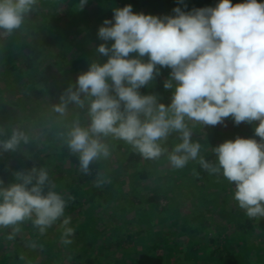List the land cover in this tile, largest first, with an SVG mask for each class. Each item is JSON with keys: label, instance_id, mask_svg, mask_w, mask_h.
Returning <instances> with one entry per match:
<instances>
[{"label": "clouds", "instance_id": "9594fccd", "mask_svg": "<svg viewBox=\"0 0 264 264\" xmlns=\"http://www.w3.org/2000/svg\"><path fill=\"white\" fill-rule=\"evenodd\" d=\"M35 3L0 0V29L11 33L19 28ZM86 3L80 0L81 10ZM173 12L161 17L135 13L126 5L113 10V19L103 21L98 37L104 43L96 51L107 60H93L53 106L63 116L69 103L80 108L87 104L90 122L87 127L73 122L68 147L79 154L81 171L87 174L93 160L110 155L102 137L123 140L145 159H157L167 151L161 142L176 132L181 142L168 159L174 168H183L201 150L186 121L204 126H216L228 117L236 125L258 121L259 140H226L214 148L218 166L203 157L199 162L212 174L222 170L234 183L233 198L249 218L264 217V2L233 5L219 0L215 7L190 12L176 7ZM161 68L171 69L163 83L164 89L174 90L170 104L161 102L158 94L140 91L155 81ZM21 142L27 143L28 137L13 131L0 141V151L15 152ZM14 176L15 182L8 185L0 179V227L12 226V239L18 225L31 220L43 234L65 216L67 201L53 188L45 192L50 184L46 169L33 167ZM70 222L65 217L62 223ZM73 232L65 227V244L71 243Z\"/></svg>", "mask_w": 264, "mask_h": 264}, {"label": "rangeland", "instance_id": "374dc122", "mask_svg": "<svg viewBox=\"0 0 264 264\" xmlns=\"http://www.w3.org/2000/svg\"><path fill=\"white\" fill-rule=\"evenodd\" d=\"M48 1L55 4V10L52 11H55L56 13L50 15L45 24L54 25L52 18L55 20L59 18L60 26L64 27L66 30L68 29L71 31V35L69 38L75 37L74 32L77 31V38H82L88 35L89 41L88 44L86 43L87 48L95 49V53H93V55L84 57L83 62L79 64L81 60L78 59V57L85 52V43H81L79 46L76 44V39L74 40L73 38V42L69 39H65L61 47L53 49V53L61 52L63 50L66 51V59L64 58V64L62 65L68 67V63L71 64L72 60H74L75 65L79 64V66L82 65V67H84L87 65L84 64L85 62L91 63L93 62V60H104L105 56L99 54L96 51L100 44L98 30L99 27L103 25V21L105 19H113L114 6L112 5V2L110 0H106L104 2H102V0H87V3L81 10L79 6L80 1L75 4H73L72 0ZM138 1L139 3L143 4V0ZM259 1L260 0H258V2ZM42 2L43 0H39L38 3L41 4ZM231 2L242 3L245 2V0H231ZM70 3H72L73 5ZM218 3L219 0H217L216 5ZM134 9H138V13H145L147 11L145 10L147 8L142 5L138 8L134 6L132 10ZM98 18H100V20ZM73 22H76L75 26H73ZM43 29L45 30L46 28L43 27ZM1 33L3 34V36L7 35V32H5L4 29H0V34ZM102 43H104L103 40ZM107 43L110 46L112 41H109ZM145 58L147 59V57ZM41 59L42 58H40L39 61ZM54 61V56H51L47 59L46 63H43L41 66H44L47 63L53 64ZM16 64V70H12L10 72L3 71L4 69L1 70L0 67V129L3 130L4 128L2 127L10 124L9 122L3 124L4 118H6V120L9 119V116H12V118L16 120L24 118L28 113L29 104H33L35 100L34 97L27 95V93H31V91H29V89L25 90V84L27 82L25 76H23L24 78L18 82L13 81L15 77L21 73V71L25 70L26 67L22 62H17ZM56 65L57 64H55L51 69V74L58 77L57 75H59V72L57 71L58 67ZM6 68L7 67H5V69ZM44 75H48V73L43 74V76ZM40 76L41 75L38 74V82L35 81L34 76H31L32 78H34H30L32 79L31 82L34 84L36 83L38 90H44L46 89V87L49 89L51 84L46 82V78L44 79ZM163 81L164 80L153 82L151 85L147 86L146 89L153 90L157 86H161ZM56 84L55 88L57 89L56 93L58 94L60 93L62 86L58 82H56ZM149 90H145V92ZM45 96L53 98V103L50 102L47 106L42 104L44 105L42 116L40 114V117L31 118V120L29 119V121L24 118L21 122H16V127L14 126L11 130L10 136L12 135L13 131H23L28 137V142H22L23 144H20L18 146L15 153L0 151V179H2L4 183H6L8 176L12 175L11 168L15 166L16 161L19 162V156L25 157L27 156L26 152H28L30 157L32 158L28 159L25 157L24 159H22L24 163L28 164L23 168L24 170L22 171H29L33 167L37 169H46L49 174L50 184L45 185V192L48 191L49 188H53L58 193L62 194L63 197L66 193H71L72 195L69 198L68 195L65 196V199L67 201L65 207V216L57 220L43 234H41L38 226H35L31 220H26L24 226H22V223H20L18 225L20 230L19 232H16L14 234V237L12 239H9V235L13 233L12 226L0 227V264H76L77 262L78 264H128L132 259L136 260V264H234L232 263V261L238 262L236 264H255L257 260V264L264 263H259L261 262L260 260H264V217H261L259 219L249 218L246 215L245 210L238 206L237 201H231L228 206L225 205V209L231 211V215H226V219H221L220 215L222 214L219 213V210H225L224 206L221 207L222 203L218 202L220 204L219 207L214 206L207 199H205L206 196H203L201 190L198 191L199 194L197 193L198 196L196 198H191L190 196L189 191L193 189L196 190V187L201 186L202 184L208 185V181H206V179H198L195 173V166H193L196 163L191 164L192 168H190L191 171L188 175H185V173L183 172H177L175 175H172V173L169 172L167 168L169 159L165 164L163 163L159 166V171L156 170L151 179L153 178L154 180H156V182H159L160 178L161 183H167L171 180L176 181L177 183L185 182L184 185L187 186V190L176 189V195L178 198L177 200H180V204L178 205L180 212L163 213L162 216L165 217L170 215L168 217L169 221L167 223L160 222V224L158 222V217L161 216V214L159 216L156 215L155 219L151 222L153 225H151L149 228L151 235H146L144 242L139 241L135 234L132 235L130 238L131 241L129 243L122 244V250H119L117 253H115V256L111 258V260H108V258L106 260V257L108 255L105 254L106 257L103 255V253H106L104 252L105 250L103 251V253H97V251L93 250L90 251L87 248L83 247L82 243L80 244L79 242H77V240H75L74 236L72 235L70 236V238H68L71 240V243L65 244L63 242V233L65 227L69 225L64 226L62 222L65 217H70V220L77 218V212L79 209L77 210L76 206H74L76 205V201L74 200H78V198L81 197V193L80 191H78V194L74 195V193H76L75 188H73L72 190H68L67 187L69 185H72L73 181L71 175L68 176V172H70L69 174H72L71 172L73 171H68L71 168L73 169V167H71V165L69 164V157H61V159L58 158L60 157V149H48L50 142L46 143V138L49 134L55 132V134L57 133L56 137L58 138L53 139L51 144L54 147L61 144H66L68 146L67 140L69 137L67 133L71 129L73 123L66 124L63 122L62 124L61 121L64 115L61 116L60 114L49 109L53 108V106L56 105L57 98H54L50 94H46ZM168 98L170 99V97ZM68 106H73L74 112L76 109H81L74 103H70ZM3 107L6 108L5 112L2 111ZM10 122L13 121L10 120ZM186 122L192 132V129H195L194 122ZM258 123V121H254L252 123L241 122L239 125H236L233 119L228 117L224 120L223 123L216 126H204L197 124L200 131L199 143L201 144L199 155H205L204 159H206L207 162L211 164L215 158L214 148L224 141L229 139L234 140L237 136L242 138H255L259 140L260 138L255 135V128L258 126ZM80 124L84 125V122ZM52 126H55L53 128L55 130H51ZM56 131H61V133L58 134V132ZM220 131H222V135L220 134ZM223 131L225 132L224 134ZM217 132L220 134V137L219 135H217ZM3 134H0V139L5 138L6 134ZM207 137L208 142L207 144H205L204 141H202V138ZM61 138L62 141H59V139ZM104 138V140L102 139L103 142L106 143L110 149V155L109 157H107L108 163L106 164V166H104V169L108 170L111 166L116 167L117 165H119L120 162H118L117 164L114 163V160L118 159L119 161H121V158L118 155L119 151H117V142L115 141V138H113L112 136ZM167 140H169L170 145H173V147L175 146V144L181 142L180 135L176 132L171 133ZM165 141L161 143H164ZM127 145L130 144L126 142L122 143V146ZM30 146L34 147L36 150H45V148H47L48 150L34 155L29 152ZM48 152L51 153L52 156H49V158L44 157ZM48 159L55 162V164H61L60 168H58L57 170L55 167H53V165L52 167H50ZM4 163L5 166H2V164ZM193 168L194 170H192ZM181 169L183 170V168ZM105 174L106 173L104 172L100 176L103 181H107V178H105ZM128 178L130 179V175L128 176ZM150 180H148V182L138 180L133 184V186H129V184L127 183L124 189L127 193L132 191L133 187L135 188L137 186V190L141 191L142 186L144 184L147 185V183L149 184ZM157 184L159 183H151V185H153V188ZM152 187L146 188L151 190ZM185 193H189V196H184ZM225 193L226 192L223 191L221 192V195L225 196ZM202 198H204V200ZM162 201L163 203H166V199H163ZM116 205L117 201H113L111 202V204H109L108 207L111 209V207H117ZM113 208L111 209V212ZM96 212H99V210H97ZM179 213L181 215L191 213V216H206L202 221L199 222L198 225L199 227L201 224L202 229L200 226V228L195 231L190 230L189 234L186 235V241L184 240V236L174 237L172 234H169L168 231V224L171 222L170 220L174 219V217ZM126 215L129 214L126 213ZM95 217H99V215H96ZM208 217L210 220H208ZM82 218L83 216L80 215L79 219L83 220ZM193 219L198 222V219ZM96 222H98L96 228H99L100 231H106L104 233V237H109L111 234V225L109 224V222H102L98 220H96ZM248 223L250 225H248ZM124 229H126L125 231H123L124 235H127V233H130L132 231L136 232L138 230H141V228L134 227L132 223L126 225ZM37 231L40 232V235L38 236L36 235ZM192 233L194 235L193 242L188 244ZM212 234L215 237L214 239H217L216 242H213L214 239L210 240V236ZM103 241L105 242V245L110 242L109 239L104 240V238ZM84 242L86 241L84 240ZM74 244H76L75 247L73 246ZM112 244L115 247L117 246L114 244V242H112ZM169 247H172L173 249H169ZM239 249H241V251ZM259 255H262L263 259H259Z\"/></svg>", "mask_w": 264, "mask_h": 264}, {"label": "trees", "instance_id": "16d2710c", "mask_svg": "<svg viewBox=\"0 0 264 264\" xmlns=\"http://www.w3.org/2000/svg\"><path fill=\"white\" fill-rule=\"evenodd\" d=\"M73 4L77 3L80 0H72ZM106 0H102L104 2ZM108 1V0H107ZM112 2V5L115 8H122L126 5H131L132 8L134 6L146 7L147 10L144 14H151L156 16H165V15H175L173 12V9L176 7H180L182 11L190 12L195 8H203V7H215L217 0H143V4L139 3L138 0H110ZM39 2V0H38ZM36 0V3L32 6V9L29 13L25 14L23 22L21 26L15 30H13L11 33L7 32L6 36H3V34H0V67L3 71L10 72L12 70H16L17 68V62H22L26 67L25 70L21 71L20 74H18L14 82H18L22 80L25 76L27 79V82L25 84V90L29 89L31 93H27V95L32 96L35 98L33 104H29L28 106V113L24 117L28 121L31 118L40 117V114L42 116V110L44 105L47 106L49 103H53L52 99L47 96L46 94H50L56 99V104L60 103V97L66 89L70 85H75L76 81L78 79V75L84 71H87V68L90 66L89 62H85L84 64H87L86 66L82 67V65L79 66L83 62L84 57H87L88 55H93L94 50L93 48H87V44L89 41V36L86 35L82 38H77V32H74L77 45L80 46V44H84L85 52L82 53L78 59H80V63L78 65H75L74 60H72V63H68V67H66L63 60L66 56V51L63 50L61 52L53 53V49L59 48L62 46V43L65 39H69L72 42L73 38H69L71 35L70 30H66L64 27L60 26L59 24V18L57 20L53 19L54 25L45 24L48 17L54 13L55 11V4L48 1L43 0L41 4H39ZM259 2H264V0H260ZM72 4V3H70ZM72 4V5H73ZM141 4V5H140ZM233 5L237 4L235 2H232ZM136 12H135V11ZM133 11L135 13H138V9H134ZM139 11V10H138ZM43 19V20H42ZM100 20V18H98ZM76 25V22H73V26ZM46 28L45 30L43 29ZM38 29V30H37ZM5 31V30H4ZM6 32V31H5ZM87 43V44H86ZM102 43V40L100 39V44ZM73 44V43H71ZM82 49V48H81ZM91 49V50H90ZM51 56H54L55 61L54 65L58 67L57 71L59 72L58 77L51 74V69L53 68V64L47 63L44 66H41L43 63H46L47 59ZM42 58L40 61L39 59ZM66 59V58H65ZM146 60V58H144ZM104 60H107V57L104 58ZM103 59H100L99 61L101 63L105 62ZM11 65V66H10ZM59 65V66H58ZM10 66V67H9ZM5 67H7L5 69ZM0 70V72H1ZM171 72V69L169 68H161V74L155 78L154 82H158L161 80H166L169 78V74ZM4 73V72H3ZM42 73V74H41ZM48 75H44L43 74ZM38 74H40L42 78H46V82L50 83L51 86L48 89L46 86V89L44 90H38L36 83H32L31 80L35 78V81L38 82L37 78ZM31 76H34L32 78ZM32 78V79H30ZM30 79V81H29ZM12 81V82H13ZM163 81V83H164ZM56 82L60 83L62 88L60 93H56L55 84ZM163 83L160 86H157L153 90L146 89L147 86L142 87L140 91L142 94H158L160 97L161 102L165 104H170L171 97L173 94V90L169 89L166 90L163 87ZM57 85V84H56ZM52 87V88H51ZM1 89V88H0ZM145 90H149L145 92ZM55 92V93H54ZM170 97V99L168 98ZM44 104V105H42ZM70 104V103H69ZM1 109V107H0ZM53 111V108H49ZM73 106H68L66 114L63 116L61 123H73L75 120H79L80 123L84 122V127H87L89 124V117L87 115V104L84 106V108L76 109L75 112L73 111ZM1 111V110H0ZM2 111H6V108L3 107ZM24 118H20L18 120L13 119L12 116H9V119L6 120V118L3 119V124L10 123L7 126L5 125L3 132L6 134L4 139H0V141H4L9 139L11 136V130L15 126L16 122H21ZM231 118V117H230ZM232 119V118H231ZM12 120L13 122H10ZM2 121V120H1ZM195 124L194 128L192 129L191 139L193 142H199L200 136H199V126ZM16 127V126H15ZM55 127V126H54ZM52 126L51 130H55ZM219 131V130H217ZM58 134L61 133V131H56ZM222 135V131H220ZM225 132L223 131V134ZM3 134V133H2ZM3 134V135H4ZM220 134L217 132V135ZM2 135V136H3ZM57 133L55 132L49 134L46 138V143H49V147L53 149H60V154L58 158L61 159L65 157H69L68 161L71 168L68 171H72L71 178L73 179L72 185H69L67 188L68 190H72L73 188L76 189V193L74 195L78 194V191L81 193V197L78 198L76 201V208L78 210L77 218L71 220L69 226L74 229V232L72 233V236H74L75 240L82 243V246L87 248L90 251H97V253H103V255L106 257V260H111L115 256V253H117L119 250H122L121 245L125 243H129L131 241V236L135 234L137 236V239L141 242H144L146 235H151L150 233V226L153 225L151 222L155 219L156 215L159 216L158 222L160 224L163 222H168V217L170 216H162L163 213H170V212H180L178 205L180 204V200H177L176 195V189L180 190H187V186L184 185L185 182H179L176 181H170V182H164L161 183V179L159 178V182H156L153 178L151 179L152 175H154L155 171L159 169V166L161 164H165L168 160V156L170 152L173 149V145H170L169 140H166L164 143H162V147L166 148L167 151H165L159 158L157 159H145L138 151H136L131 145L122 146V143H124L123 140L115 139L117 142V151H119V157L121 158V161L118 159L114 160V163L120 162L119 165L116 167H109L110 169L105 170L104 166L108 163V158L101 157L100 159L93 160L92 163L89 165L88 173L85 174L81 171L80 168V160H79V154L73 153L69 147L65 144L57 145L54 147L51 142L53 139L58 138L56 137ZM104 140L105 138L102 137ZM207 139V141H206ZM59 141H62V138L59 139ZM202 141H204L205 144L208 142L207 138H202ZM24 143V142H23ZM21 142V144H23ZM52 145V146H51ZM61 146V147H60ZM29 152L37 155L41 152H45L48 149L45 148V150H36L34 147L30 146ZM35 149V150H34ZM119 149V150H118ZM15 153V152H14ZM215 154V152H214ZM25 156L26 158H32L30 157L29 153L26 152ZM56 155V154H55ZM52 156L51 153H46L44 157ZM112 156V155H111ZM205 155H199L198 161L195 160H189L188 163L183 167V170L181 168H174L170 161L168 162V171L172 173V175H175L177 172H183L185 175H188L191 171L190 168H192L191 164L196 163L193 166H195V173L198 177V179H206L208 181V185H201L196 187L197 189H193L189 191L191 198H196L199 194V190H201L203 196H206L205 199H207L210 203H212L214 206L219 207L221 204V207L225 205L228 206L231 201H235L233 198V193L235 189L234 183H229L227 179L223 176L222 170L219 173L212 174L209 171L205 170L201 164H200V158L204 157ZM24 156H19V162H15V166H13L12 169V175L19 171L24 170L23 168L28 165L22 161V159L25 158ZM214 160L212 161V165L218 166V158L216 154L214 155ZM115 159V158H114ZM206 160V159H204ZM207 161V160H206ZM48 163L50 164V167H55L57 170L60 168L61 164H55V162L48 159ZM5 166V163L2 164V166ZM170 166V167H169ZM69 169V168H66ZM65 169V170H66ZM50 170V168H49ZM182 170V171H181ZM194 170V168L192 169ZM1 171V169H0ZM159 171V170H158ZM105 174V178H107V181H103L101 179V175L103 173ZM74 173V174H73ZM170 173V174H171ZM8 176L5 185H8L9 183L15 182V176ZM130 175V179L128 176ZM151 179V180H150ZM158 179V178H157ZM181 179V178H180ZM177 179V180H180ZM147 181L150 180V183L147 185H143L141 191L137 190V186L130 192L125 191V185L128 183L129 186H133L136 181ZM210 182V184H209ZM151 183H159L155 185L153 188ZM146 187L151 188L147 189ZM226 192L225 196L221 195V192ZM200 192V193H201ZM188 193V194H189ZM198 193V194H197ZM188 194H184V196H189ZM62 195V194H61ZM68 195V198L72 195L71 193L65 194V196ZM163 199H166V203H163ZM204 200V198H202ZM70 200V199H69ZM97 200V201H96ZM177 200V202H176ZM117 201V207H111L113 208L112 212L111 209L108 207L111 202ZM219 202V203H218ZM86 206V207H85ZM109 208V209H108ZM222 209V208H221ZM99 210V212H96ZM129 210V211H128ZM224 212V213H222ZM129 214V215H126ZM219 213L221 219H226V215L230 216L231 211L229 210H219ZM83 216V220L79 219V216ZM96 215H99V217H95ZM191 213H187L184 215H181L180 213L174 217V219L170 220L171 222L168 224V231L169 234H172L175 236H184L185 241L187 238V234H189L190 230H197L200 228L199 222L203 220L206 216L203 217L200 215L197 216H191ZM224 215V216H223ZM129 216V217H128ZM97 218V219H96ZM193 218L198 219V222L195 221ZM98 221L102 222H109L111 225V234L109 237H104V233L106 231L102 230L100 231L99 228H96V225ZM181 220V221H180ZM208 220L209 217H208ZM81 221V222H80ZM133 224L134 227L141 228V230H138L136 232L132 231L130 233H127V235L123 234L124 227L128 224ZM25 221L22 222V226H24ZM248 225H250L248 223ZM103 226V225H102ZM202 229V226H201ZM193 231V233H194ZM191 234V238L189 239L188 244L193 242L194 235ZM124 236H123V235ZM184 234V235H183ZM36 235H40V232L37 231ZM122 236V237H121ZM127 236V237H126ZM70 238V237H68ZM104 240L109 239V243L105 245ZM215 237L213 234L210 236V240L214 239ZM174 239V238H173ZM84 240L86 242H84ZM175 240V239H174ZM173 240V241H174ZM217 239H214L213 242H216ZM114 242L116 247L112 244ZM177 244V243H175ZM193 245V244H191ZM74 247L76 244L73 245ZM114 246V247H113ZM169 246V245H168ZM114 248V249H113ZM169 249H173L172 247H169ZM241 251V249H239ZM106 254V255H105ZM259 259H263L262 255L258 256ZM233 259V258H232ZM135 259H132L130 263L128 264H136ZM232 261V260H231ZM263 263L264 260H260ZM232 263L236 264L238 262L232 261ZM258 263V260L255 264ZM78 264V262L76 263ZM127 264V263H126ZM248 264V263H247ZM264 264V263H263Z\"/></svg>", "mask_w": 264, "mask_h": 264}]
</instances>
